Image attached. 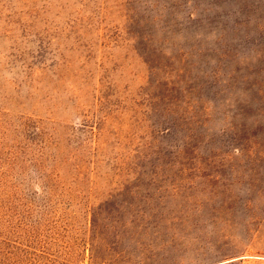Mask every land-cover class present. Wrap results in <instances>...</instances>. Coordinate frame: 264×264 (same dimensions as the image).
<instances>
[{"label": "rangeland", "instance_id": "rangeland-1", "mask_svg": "<svg viewBox=\"0 0 264 264\" xmlns=\"http://www.w3.org/2000/svg\"><path fill=\"white\" fill-rule=\"evenodd\" d=\"M0 264H264V0H0Z\"/></svg>", "mask_w": 264, "mask_h": 264}, {"label": "trees", "instance_id": "trees-1", "mask_svg": "<svg viewBox=\"0 0 264 264\" xmlns=\"http://www.w3.org/2000/svg\"><path fill=\"white\" fill-rule=\"evenodd\" d=\"M91 225H92V228H94L95 222L93 219L91 220Z\"/></svg>", "mask_w": 264, "mask_h": 264}]
</instances>
